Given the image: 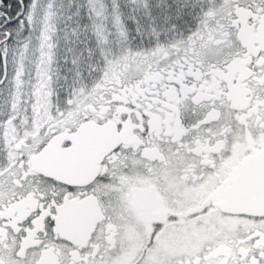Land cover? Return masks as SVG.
Segmentation results:
<instances>
[{
    "label": "snow or ice",
    "instance_id": "6c2138e0",
    "mask_svg": "<svg viewBox=\"0 0 264 264\" xmlns=\"http://www.w3.org/2000/svg\"><path fill=\"white\" fill-rule=\"evenodd\" d=\"M0 264H264V0H0Z\"/></svg>",
    "mask_w": 264,
    "mask_h": 264
}]
</instances>
